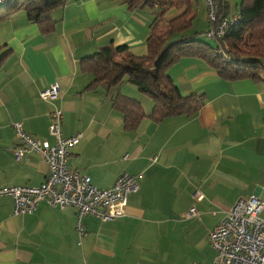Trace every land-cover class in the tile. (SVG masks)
<instances>
[{
    "label": "crops",
    "instance_id": "0c3cea01",
    "mask_svg": "<svg viewBox=\"0 0 264 264\" xmlns=\"http://www.w3.org/2000/svg\"><path fill=\"white\" fill-rule=\"evenodd\" d=\"M61 1L46 35L20 12L0 20V56L7 54L0 68V187L43 183L41 156L13 159L18 142L12 125L19 121L26 134L52 145L48 126L58 110L60 136L82 135L68 150V169L99 189L120 174L140 176L139 190L127 197L121 218L100 223L84 216L81 240L73 207L39 202L32 214L14 216L10 197H0V264H151L161 226L184 237L198 230L207 242L234 202L264 198L263 81H222L204 60L180 58L168 76L182 96L202 95L203 106L192 117L168 116L159 123L143 117L133 131H124L122 115L111 108L113 95L101 87L86 90L92 76L81 73L79 61L107 44L143 55L152 15L118 0ZM54 83L57 98L38 97ZM120 92L146 116L151 113L153 103L143 93L130 85ZM196 189L199 201L192 198ZM192 206L199 215L186 218ZM176 219L194 224L183 225V232Z\"/></svg>",
    "mask_w": 264,
    "mask_h": 264
},
{
    "label": "trees",
    "instance_id": "16d2710c",
    "mask_svg": "<svg viewBox=\"0 0 264 264\" xmlns=\"http://www.w3.org/2000/svg\"><path fill=\"white\" fill-rule=\"evenodd\" d=\"M118 1L129 10H146L152 15L144 54L134 56L124 46L107 44L80 59L79 66L81 73L92 76L86 90L101 87L107 95H113L111 108L122 115L124 131H133L143 117L152 123H159L168 116L192 117L203 106L202 95L194 92L182 96L168 76L167 70L180 58L204 60L222 81L244 78L264 82V0H240L235 21L227 25L223 36L216 40L218 46L214 47L182 35L191 27L195 18L192 9L198 0ZM214 1L219 22L228 16V3ZM62 6L61 0H15L13 4L0 5V20L20 12L46 35L55 24L51 11ZM170 9L181 10V13L167 21L164 14ZM177 34L176 41L167 43ZM219 48L222 53L218 52ZM6 56H0V68ZM129 85L152 101L154 107L148 116L136 101L120 92L121 87Z\"/></svg>",
    "mask_w": 264,
    "mask_h": 264
},
{
    "label": "built area",
    "instance_id": "2783aa9c",
    "mask_svg": "<svg viewBox=\"0 0 264 264\" xmlns=\"http://www.w3.org/2000/svg\"><path fill=\"white\" fill-rule=\"evenodd\" d=\"M14 1L0 0V5L13 4ZM202 1L210 29L203 34L205 38L216 41L223 36L227 25L232 24L237 16L226 17L217 22V3L214 0ZM218 52L222 53L220 48ZM57 95L58 87L54 83L43 88L38 97L53 101ZM51 117L48 133L54 139L52 145L26 134L19 121L12 125L18 142L12 150L13 159L18 162L24 154L31 152L41 156L47 167L43 183L36 187H0V197H10L14 216L32 214L39 202L60 210L73 207L75 231L81 240L86 234L82 224L84 216L106 223L125 215L127 197L139 190L140 176L120 174L107 189L93 186L88 177L68 169L67 166L68 150L78 143L82 135L77 133L62 138L59 133L61 112L55 110ZM121 158L125 161L128 157L123 155ZM192 198L198 201L202 198L197 189ZM197 215L199 213L194 206L185 213L186 218ZM224 216L207 234V242L214 254L211 264H264V198L247 196L239 199L228 208Z\"/></svg>",
    "mask_w": 264,
    "mask_h": 264
},
{
    "label": "rangeland",
    "instance_id": "374dc122",
    "mask_svg": "<svg viewBox=\"0 0 264 264\" xmlns=\"http://www.w3.org/2000/svg\"><path fill=\"white\" fill-rule=\"evenodd\" d=\"M228 4V15L231 17L234 12L237 10L240 0H224ZM205 4L202 0H198L197 5L193 7L192 14L195 18L191 21V27L188 31L184 32L182 35L192 36V38L198 41H205V44L208 46H215L217 41L212 39H207L204 36V32L210 30L208 23L206 21V11ZM181 10L170 9L164 14V18L168 20L173 19L177 14H180ZM178 34L173 36L168 40L167 43L176 41ZM208 220V218H207ZM199 225L202 224L198 221ZM176 224L178 230L183 231V225L189 226L194 224V221L190 220L189 223H182L181 220L176 219ZM169 228H172L170 225L167 227L161 226L160 233H158V244L157 247H154L155 255L157 260L151 262V264H211L212 250L210 249L208 242L202 241V236L197 230L194 234L189 236L177 235V234H168L165 231ZM184 232V231H183Z\"/></svg>",
    "mask_w": 264,
    "mask_h": 264
},
{
    "label": "bare ground",
    "instance_id": "6f19581e",
    "mask_svg": "<svg viewBox=\"0 0 264 264\" xmlns=\"http://www.w3.org/2000/svg\"><path fill=\"white\" fill-rule=\"evenodd\" d=\"M261 199V198H260ZM263 199V198H262ZM24 216V215H23Z\"/></svg>",
    "mask_w": 264,
    "mask_h": 264
}]
</instances>
